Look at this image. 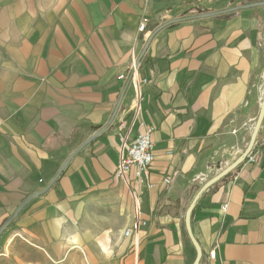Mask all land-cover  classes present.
<instances>
[{"label":"crops","instance_id":"0c3cea01","mask_svg":"<svg viewBox=\"0 0 264 264\" xmlns=\"http://www.w3.org/2000/svg\"><path fill=\"white\" fill-rule=\"evenodd\" d=\"M132 52L155 127L136 253L122 235L133 197L114 175L140 130ZM263 79L264 0H0V229L22 206L3 252L19 264H193L185 214L198 195V264H264V118L254 159L201 191L248 147Z\"/></svg>","mask_w":264,"mask_h":264},{"label":"built area","instance_id":"2783aa9c","mask_svg":"<svg viewBox=\"0 0 264 264\" xmlns=\"http://www.w3.org/2000/svg\"><path fill=\"white\" fill-rule=\"evenodd\" d=\"M146 25L147 19L143 18L138 25L139 32L143 33ZM136 57L135 53L132 52L130 58V82L135 91V102L131 107L132 118L130 127L136 122L138 123L140 130L130 142H128L127 139L129 131L126 133L120 149L119 162L114 171L116 177L122 178L127 183L129 191L133 197V222L130 227L123 230L122 235L127 238H133L134 243L132 247L135 253L137 252V242L141 228L147 223L141 214L139 193L136 191V188L143 189L151 188L153 186L147 176L154 160L152 133L155 129L152 124L145 122L141 117V83H145L146 79L141 80L140 77H138L139 62ZM124 77V74L118 76V78L121 79ZM254 154L253 149H250L248 154L245 155V159L252 161L254 159ZM130 174H132V178L129 179L128 176ZM163 182L166 184L170 183V178L164 176ZM226 207L227 203H224L221 206L223 211ZM209 257L214 258L215 251H210ZM136 262L137 259L133 264H136Z\"/></svg>","mask_w":264,"mask_h":264},{"label":"water","instance_id":"95a60500","mask_svg":"<svg viewBox=\"0 0 264 264\" xmlns=\"http://www.w3.org/2000/svg\"><path fill=\"white\" fill-rule=\"evenodd\" d=\"M263 118H264V79H263V82H262V97H261L260 109H259V112H258L257 120L255 122V125H254V128H253V132H252L251 139H250L248 147L246 148L245 152L239 158H237L232 164H230L229 166L225 167L223 170H221V172H219L217 175H215L214 177L209 179L207 182H205L203 184L202 188H201V191L207 189L209 186L213 185L215 182H217L218 180L223 178L227 173H229L232 169H234L236 166H238L242 162V160L245 158V155L248 154V152L250 151L251 147L253 146L257 131H258V129H259V127H260V125H261V123L263 121ZM197 196L198 195H196L193 198V200L191 201L190 205L188 206V208L186 210V214H185V226H186L188 235H189L190 239L192 240V242L194 243L196 251H197V256H196L195 261H194L193 264H198L200 256H201V252H200L199 246H198L197 242L195 241V239L193 238V235H192V232H191V227H190V216H191V212H192V210L194 208Z\"/></svg>","mask_w":264,"mask_h":264},{"label":"rangeland","instance_id":"374dc122","mask_svg":"<svg viewBox=\"0 0 264 264\" xmlns=\"http://www.w3.org/2000/svg\"><path fill=\"white\" fill-rule=\"evenodd\" d=\"M131 58V57H130ZM137 61L139 62V67H138V77H139V69H140V58L136 57ZM130 63H129V71H128V81L130 82V77H131V73H130ZM131 83V82H130ZM258 116V115H257ZM257 120V118H256ZM245 159V158H244ZM12 243H14L13 245V250L18 251V249L22 250L23 252L27 253V254H31V255H37V257H39L38 253L34 251L33 248H27L25 246L22 245V247H19L17 245L16 241H12ZM8 245V241L5 243V248H7ZM4 248L3 246L0 247V264H19L17 262V260L9 253V252H3ZM47 253V252H46ZM45 253V254H46ZM74 259L76 258L75 256L73 257ZM40 264H64L62 262H56L54 260H52L51 262H45V263H40ZM68 264H72V263H68ZM75 264H77V262H75Z\"/></svg>","mask_w":264,"mask_h":264},{"label":"trees","instance_id":"16d2710c","mask_svg":"<svg viewBox=\"0 0 264 264\" xmlns=\"http://www.w3.org/2000/svg\"><path fill=\"white\" fill-rule=\"evenodd\" d=\"M230 13H232V10H225V11H220V12H218L217 14H222V15H226V14H230ZM185 19H187V17L186 16H183V17H181V18H179V19H176V20H174V21H172V22H167V23H165V24H163L162 26H161V28H163V27H166V26H170V25H172V24H174V23H176V22H178V21H181V20H185ZM155 31V30H154ZM63 168V167H62ZM62 168H60V170L58 171V174H60V172L62 171ZM228 175V173L225 175V177ZM58 176V175H57ZM57 176L55 177V179L57 178ZM221 180V179H220ZM219 181V180H218ZM51 184H52V182H51ZM51 184H49V186L51 185ZM21 207L22 206H20L18 209H17V211L14 213V215L6 222V223H4L3 224V226L1 227V229H0V234L4 231V228H6L8 225H9V223L15 218V216L18 214V212L20 211V209H21Z\"/></svg>","mask_w":264,"mask_h":264}]
</instances>
